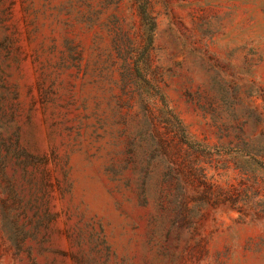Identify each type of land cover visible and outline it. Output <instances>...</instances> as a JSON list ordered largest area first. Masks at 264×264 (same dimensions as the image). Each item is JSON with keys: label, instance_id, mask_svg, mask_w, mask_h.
<instances>
[{"label": "rangeland", "instance_id": "374dc122", "mask_svg": "<svg viewBox=\"0 0 264 264\" xmlns=\"http://www.w3.org/2000/svg\"><path fill=\"white\" fill-rule=\"evenodd\" d=\"M0 264H264V0H0Z\"/></svg>", "mask_w": 264, "mask_h": 264}]
</instances>
